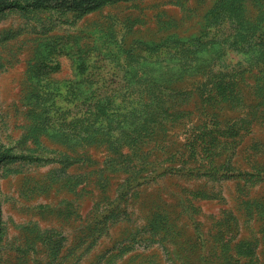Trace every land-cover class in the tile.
Returning a JSON list of instances; mask_svg holds the SVG:
<instances>
[{
  "label": "rangeland",
  "instance_id": "obj_1",
  "mask_svg": "<svg viewBox=\"0 0 264 264\" xmlns=\"http://www.w3.org/2000/svg\"><path fill=\"white\" fill-rule=\"evenodd\" d=\"M55 2L0 0V264H226L228 237L252 249L232 264H264V0ZM185 57L230 76L227 98ZM106 87L187 112L133 168L77 122Z\"/></svg>",
  "mask_w": 264,
  "mask_h": 264
},
{
  "label": "trees",
  "instance_id": "obj_2",
  "mask_svg": "<svg viewBox=\"0 0 264 264\" xmlns=\"http://www.w3.org/2000/svg\"><path fill=\"white\" fill-rule=\"evenodd\" d=\"M47 1L50 2V0ZM68 1L71 7L74 6L80 7L81 10L85 12L96 8L99 4L102 3L108 4V3L124 1V0H68ZM61 2H63V0H61ZM55 3L57 4V0ZM198 42L200 43L201 41H199L198 39ZM178 43L181 45L183 42L180 41ZM188 48L189 47L187 46V49ZM184 59H187L186 63L183 62L185 63L184 64L185 66L187 67L190 66L192 69L195 68L196 73H201V71L203 72L202 76H204L207 79L206 85H208L210 91L214 90L215 95L216 96L221 95L222 99L227 98L229 91H232L231 89L233 87L232 78L230 76L227 80H223L220 77V75L225 73H222L221 71L217 73H212L211 76H209L206 73L211 71L212 68H208L207 71L202 69H197L196 65L199 62L198 58L195 57L193 62H191L192 59L189 60L186 57ZM230 75L232 74L230 73ZM202 86L203 84L200 85V88ZM100 89L101 90H99V88L82 89V91L89 92L90 94L87 93L89 94L86 98L87 100H84L83 102V104L85 103V107L87 106V109L84 110L81 113L80 117L77 118V122L83 119H88V117L92 115L93 119L98 123L97 128L99 127L107 128V130L105 131L106 136L103 137V139H105L108 149L110 151V154L108 156V161L116 162L119 165L121 164L120 167H127V168L135 167L136 163L139 160V158L136 159L135 156H139L140 150L143 145H147L150 141L153 140V137L150 134L146 133L147 128H151V125H153L154 127L161 123L175 122L185 113H187L178 103L177 99L170 101L162 100L161 102L156 103L155 105L152 106L146 101L144 102V100H142L141 97L134 95V93L136 92H140L141 94L145 92L147 95V91L148 92L150 91L149 88L141 89V90L140 89L127 90L126 88L122 98L119 97L118 99L120 100L118 101L117 99L112 97L114 96L113 94L114 92H108L109 91L108 87H106L105 89L104 88H100ZM205 89L206 88H204V90ZM220 91H225V93L221 94ZM137 98L140 101V103L137 101ZM85 112L88 116H84ZM80 124L81 127L84 128L82 121L80 122ZM216 132L217 135L211 134L208 140L203 139L201 140V142H199L198 146L201 149L202 158L204 157V155H207V153H210L213 150H215V148L218 147L220 144L226 142L225 140H221L219 137V135L222 134L221 131L220 132L216 131ZM195 142L196 141L192 140V142H190L189 144L191 149L193 150V153H197ZM229 143H232L233 145L235 144L234 140H230ZM124 146L127 147L126 151L122 150ZM132 151L133 153H131ZM252 173L253 172L251 173L250 172L243 173L241 171L238 172V174H245V175L247 174L250 175ZM261 209H264V206ZM229 226H230V222H227L226 227L228 228ZM229 240L230 237L226 238L224 241V244L226 246H225V251H223L224 254L222 257V259L226 260V264H232L233 262H230V260H234L235 262H238L240 260V257L237 255H243L244 253L247 254L250 252L252 253L250 244L245 245L244 248L245 251L242 250L237 252V250H234V252H232L233 248L229 247ZM246 263L247 262L244 261L242 264H246Z\"/></svg>",
  "mask_w": 264,
  "mask_h": 264
}]
</instances>
